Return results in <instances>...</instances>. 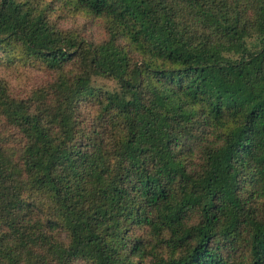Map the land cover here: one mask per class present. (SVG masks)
Listing matches in <instances>:
<instances>
[{
	"label": "trees",
	"instance_id": "trees-1",
	"mask_svg": "<svg viewBox=\"0 0 264 264\" xmlns=\"http://www.w3.org/2000/svg\"><path fill=\"white\" fill-rule=\"evenodd\" d=\"M0 53V264H264V0H0Z\"/></svg>",
	"mask_w": 264,
	"mask_h": 264
},
{
	"label": "rangeland",
	"instance_id": "rangeland-1",
	"mask_svg": "<svg viewBox=\"0 0 264 264\" xmlns=\"http://www.w3.org/2000/svg\"><path fill=\"white\" fill-rule=\"evenodd\" d=\"M56 22L60 29L73 33H80L87 25L85 19L75 17L72 14L66 18H60ZM0 79L7 81L15 94L23 95L41 84L46 79V75L42 70L23 67L16 62L6 61L0 53Z\"/></svg>",
	"mask_w": 264,
	"mask_h": 264
}]
</instances>
